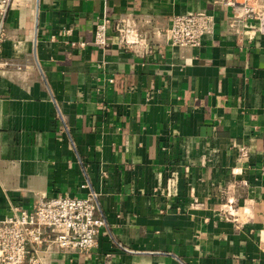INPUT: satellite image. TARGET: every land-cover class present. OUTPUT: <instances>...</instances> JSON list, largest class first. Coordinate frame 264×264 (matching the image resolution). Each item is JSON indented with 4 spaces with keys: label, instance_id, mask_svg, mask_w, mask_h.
<instances>
[{
    "label": "crops",
    "instance_id": "crops-1",
    "mask_svg": "<svg viewBox=\"0 0 264 264\" xmlns=\"http://www.w3.org/2000/svg\"><path fill=\"white\" fill-rule=\"evenodd\" d=\"M197 11L210 17L200 45H171L173 16ZM235 15L220 0H15L0 219L94 192L105 220L93 249L44 243L42 264H264V13ZM121 24L144 44L119 43Z\"/></svg>",
    "mask_w": 264,
    "mask_h": 264
},
{
    "label": "built area",
    "instance_id": "built-area-1",
    "mask_svg": "<svg viewBox=\"0 0 264 264\" xmlns=\"http://www.w3.org/2000/svg\"><path fill=\"white\" fill-rule=\"evenodd\" d=\"M220 1L232 7L234 15L239 11L243 19L257 20L264 13V0ZM14 5L15 0H0V47L4 38V18ZM107 22V18L99 20L94 31L93 44L102 48L109 44ZM116 30L119 43L126 46L144 44L145 38L137 32L128 33L124 24L117 25ZM209 30L210 17L206 13L188 12L173 16L165 36L171 45L197 47ZM60 35L71 36L72 30L62 28ZM51 38L54 39V35ZM67 43L79 47L86 44L73 40ZM10 64L11 59L0 62L1 67ZM95 202L96 194L91 192L85 197L41 198L31 209L14 208L0 219V264H42L37 252L44 243L47 248L62 251H90L97 245V235L105 225L104 218L95 215ZM228 215L232 216L230 210Z\"/></svg>",
    "mask_w": 264,
    "mask_h": 264
}]
</instances>
